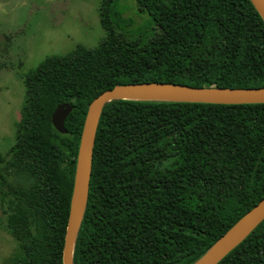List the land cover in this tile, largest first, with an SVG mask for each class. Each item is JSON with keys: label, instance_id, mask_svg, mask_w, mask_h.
<instances>
[{"label": "trees", "instance_id": "1", "mask_svg": "<svg viewBox=\"0 0 264 264\" xmlns=\"http://www.w3.org/2000/svg\"><path fill=\"white\" fill-rule=\"evenodd\" d=\"M101 0L96 47L25 74L15 142L0 155L9 264H62L83 122L115 85L264 88V20L250 0H133L140 29ZM73 108L66 133L51 114ZM264 198V103L112 99L102 108L73 264H193ZM217 264H264V219Z\"/></svg>", "mask_w": 264, "mask_h": 264}, {"label": "rangeland", "instance_id": "2", "mask_svg": "<svg viewBox=\"0 0 264 264\" xmlns=\"http://www.w3.org/2000/svg\"><path fill=\"white\" fill-rule=\"evenodd\" d=\"M101 0H0V155L15 142L16 122L25 97V74L51 55L77 46L96 47L105 32L100 24ZM133 0H119L125 19L144 29L149 15ZM17 243L7 232L0 208V264H9Z\"/></svg>", "mask_w": 264, "mask_h": 264}, {"label": "water", "instance_id": "3", "mask_svg": "<svg viewBox=\"0 0 264 264\" xmlns=\"http://www.w3.org/2000/svg\"><path fill=\"white\" fill-rule=\"evenodd\" d=\"M264 20V0H250ZM112 99L202 101L224 104L264 103V88L195 87L178 83L138 82L115 85L104 90L89 104L80 135L76 170L69 204V214L62 248V264H73L76 235L85 211L92 153L103 106ZM70 103H59L51 114V123L66 133L64 121L71 112ZM264 219V198L239 218L217 242L193 264H217Z\"/></svg>", "mask_w": 264, "mask_h": 264}]
</instances>
